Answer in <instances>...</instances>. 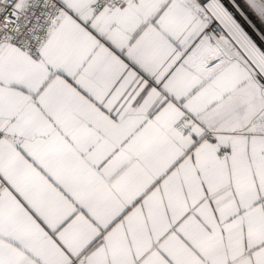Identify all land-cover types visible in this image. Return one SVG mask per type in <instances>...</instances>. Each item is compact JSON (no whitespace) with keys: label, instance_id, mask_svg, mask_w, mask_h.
<instances>
[{"label":"snow or ice","instance_id":"obj_1","mask_svg":"<svg viewBox=\"0 0 264 264\" xmlns=\"http://www.w3.org/2000/svg\"><path fill=\"white\" fill-rule=\"evenodd\" d=\"M0 264H264V0H0Z\"/></svg>","mask_w":264,"mask_h":264}]
</instances>
